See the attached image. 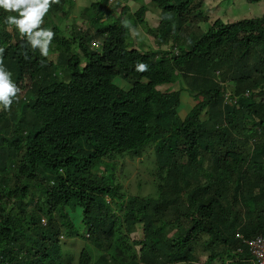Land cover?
<instances>
[{
    "label": "trees",
    "instance_id": "1",
    "mask_svg": "<svg viewBox=\"0 0 264 264\" xmlns=\"http://www.w3.org/2000/svg\"><path fill=\"white\" fill-rule=\"evenodd\" d=\"M123 1L141 0L116 1L108 13L115 20L105 26L108 0H101L79 16L90 22L86 32L65 35L61 28L74 0H50L41 17L47 24L31 33L41 42L35 46L7 22L21 18L19 11L0 7V67L19 89L7 110L0 107V264H198L202 257L221 264V255L232 264H251L237 234L264 236V15L216 20L178 55L142 52L129 43L134 24L124 18ZM195 1L151 0L162 13L160 28L152 30L158 45L179 40L174 25L180 28ZM146 12L144 5L135 11L140 23ZM46 30H53L51 39L35 35ZM98 38L101 50H90ZM52 44L60 52L56 62ZM72 49L86 60L69 58ZM253 54L258 61L250 66ZM218 71L225 83L233 80L236 94L250 90L251 98L223 108ZM117 76L131 87L117 86ZM180 79L197 103L175 118L180 92L158 88ZM258 129L263 133L256 140ZM149 150L150 177L138 174L136 183L140 189L153 182L156 195L136 196L123 211L129 191L113 161L144 158ZM68 206L82 208L84 233ZM138 224L148 240H131ZM61 235L87 247L78 257L69 255ZM160 239L166 244L159 246Z\"/></svg>",
    "mask_w": 264,
    "mask_h": 264
},
{
    "label": "rangeland",
    "instance_id": "2",
    "mask_svg": "<svg viewBox=\"0 0 264 264\" xmlns=\"http://www.w3.org/2000/svg\"><path fill=\"white\" fill-rule=\"evenodd\" d=\"M115 0H112L114 2ZM99 0H75L73 10L70 11L69 19L67 21L63 22V25H65L63 28H61L62 32L66 35L67 34V24L71 25L74 22V17L77 19L76 24L78 25V28L81 30L87 29V26L84 22H82L79 19V16L82 12H84L87 9H94L95 4L99 3ZM94 3V4H92ZM122 4H125L127 6V12L124 15V18L126 21H131V25L134 27L131 29V38L130 41L138 47L143 49L144 51H150L152 49H159L161 50L167 49L171 46V44L175 45L177 44L179 48H183V50H187L190 43H192L196 37L204 34L211 25L216 20H221L224 23H233L238 20L242 19H252V18H258L262 17L264 15V0H261L259 3L251 4L248 3L246 0H196L194 3V6L184 15L182 23L180 24V28L175 24L174 25V33L177 35L179 41L177 42L176 39L170 38L167 44L162 45L161 47L158 46L157 39L155 35L153 34V31L158 30L159 25L162 21V13L161 10L156 8V6L151 2V0H141L138 3H132L128 1L121 2ZM114 4V3H113ZM112 5V4H111ZM146 6L147 12L143 16V20L145 23H139L137 16L135 15V11L140 6ZM121 11V8L118 10ZM134 15V19L129 18V16ZM115 17V16H114ZM115 18H111L107 20V22H103L101 25L105 26L107 23H113ZM45 20L41 18V23H44ZM47 22V21H46ZM67 22V23H66ZM130 23V22H129ZM81 57L86 60L87 55L81 53ZM251 60L249 65L253 66L258 61V56L253 54L251 56ZM50 59L56 62L57 58L56 56L52 55L50 56ZM114 83L123 88V89H129L131 87V83L128 79H124L121 76H117L114 78ZM229 84H232L233 80L228 79ZM163 87H160L162 89ZM165 89V88H164ZM26 93V92H25ZM23 93V95L25 94ZM186 94V92H184ZM183 106L178 108L179 112L182 111V114L180 112V115L183 117L185 116L190 107L194 104V102L191 100V102L183 101ZM181 104V105H182ZM1 107V104H0ZM188 108V111H187ZM184 114V112H186ZM178 112L176 113L175 118H177ZM252 122L248 121L247 126H251ZM261 137V136H258ZM152 151L149 150L147 153H144V158H130V157H124V158H116L113 163H115L117 166L115 168V175L118 179V181L124 186L123 190L126 192L129 191V194L127 195V200L125 201V206L123 208V211L125 209L129 210V206L131 205L132 201L135 200L136 196L139 197H146L149 195H152L154 197L156 195V186L153 182L151 183H144L143 186L139 189L137 187L138 182L137 176L138 174H141V177L143 178H149V172L146 170V158L149 156V154ZM144 161V162H143ZM181 162H179L177 168H181ZM152 167V166H151ZM180 173H177V176H179ZM204 174L201 173L200 175ZM155 176H158V172H155ZM153 179L154 176H151ZM136 183V184H135ZM131 187V188H130ZM126 189V190H125ZM115 207V211L119 216L123 215V211H118ZM71 217L76 224L77 229L84 233L86 228L81 223V219L83 218L82 214V208L77 206H68L67 207ZM132 209V208H131ZM48 222V221H47ZM49 224V223H48ZM62 239V238H61ZM148 240L147 237L144 238L143 234V226L138 224L137 225V232L133 233L131 235V240ZM208 240V237H207ZM64 241L63 243V251L69 255H76V257L79 256L81 251L87 247V243L77 238H64L62 239ZM62 244V243H61ZM165 241L163 239H160V242L158 243L159 246L165 245ZM140 248L139 246L137 247ZM222 261L227 262L230 264V260L228 256L221 255L220 256ZM205 258H201V262H205Z\"/></svg>",
    "mask_w": 264,
    "mask_h": 264
},
{
    "label": "clouds",
    "instance_id": "3",
    "mask_svg": "<svg viewBox=\"0 0 264 264\" xmlns=\"http://www.w3.org/2000/svg\"><path fill=\"white\" fill-rule=\"evenodd\" d=\"M99 1H101V0H99ZM116 1L118 2L119 0H115L114 2H112V0H108V5L105 8L108 11H106L104 13L103 18L101 19L102 22H105V21L107 22L108 18L111 19L108 13L112 9L113 3H115ZM52 2H58V0H52ZM74 2H75V0H74ZM49 4H50V0H0V7H3L6 11H19L21 18L17 19L14 16H9V17H7V22L9 24L16 25L22 34H25V33L28 34L29 35V39L31 40V44L33 46H35L36 44H40L41 42L31 37L32 30L34 28H36L41 23V17L47 11V9L49 7ZM92 4H94V3H92ZM68 19H69V15H68L66 20H68ZM74 19L76 20L77 18L74 17ZM75 20H74V22L71 25L67 24V29L69 31L67 33L68 35H72L75 32H80V31L86 32L90 28V22L86 21L84 23L86 24L87 29H85V30L79 29ZM45 22L41 23V24H45ZM56 22H59L58 19L56 20ZM138 22L140 23L139 20H138ZM46 24H47V22H46ZM49 29H51V28H49ZM52 29H53V27H52ZM52 31L46 30V31H42V32H37L35 35L36 36H44V37H47V38L51 39L54 36V33ZM10 32L14 33V30L10 29ZM15 41H16V39H14V42ZM129 43L132 44L133 46H135L132 43V41H130V40H129ZM47 44H48V40L46 39V40H44L43 44L41 45V54L45 55V56L48 54ZM156 44L158 45V43H156ZM162 45H164V44H160L158 46L161 47ZM102 46H103V41L100 38L93 39L89 43V49L92 50V51L101 50ZM135 48L140 49V51H142V52H148V51H144L143 49L138 48L136 46H135ZM51 49H52V51L50 50V53H49L50 56L54 55V56H56V58H59L60 57V52L59 51H54L53 44L51 46ZM158 50H161V48L159 49V47H158L157 49L155 48V49H152L150 51H158ZM163 51H170L171 53H174V54L178 55L179 52H180V48H179V46L177 44H175V45L171 44V46L169 48H167V49L163 48ZM0 52H2V49H0ZM81 53H82V51L80 49H78L77 51L72 49L71 52L69 54H67V55L70 56L69 58H71L73 55H77L78 54V57L82 61H85L81 57ZM82 54H84V53H82ZM158 58H159V56H158ZM249 63H250V60H249ZM143 68H144V65H140V70L141 71H143ZM221 75H222V73L220 71H218V72L215 73V77L214 78H215V82L218 83L222 87L223 108H233V107H237L238 108L240 106V103H241L242 99L249 100L251 98V91L250 90H245L241 94H236L230 88L231 84H229V82L225 83L224 81H222ZM9 76H10V73L6 72L3 69V67H0V104L3 105L5 110H7L11 106V104L13 102L12 98L16 97V94L19 91V89L9 80ZM161 87H163V88L160 89V87H159L158 89L160 91H162V92H180V99L181 100H180L179 107L183 106V104H182L183 101L191 102V100H192L194 102V104L190 107L189 111H188V108H187L188 113H187V111L184 112V114H186V113L187 114L185 116H183V117H186L192 111L193 107L197 103L195 101L193 95H191L187 91L188 87L184 84V81L181 80V79L179 80V82L171 83V84L164 85V86H161ZM184 92H186V94H184ZM181 107H180V109H181ZM178 108H177L178 115L180 117H182L180 115V112L182 114V111L179 112ZM249 121L252 122V120H249ZM262 133H263L262 129H258L257 130L256 140L259 138L258 136H261ZM47 221H48L47 218L44 217L42 219V221H41V225L43 227H47L48 226V222ZM61 238L64 239L65 236L64 235L60 236V240L62 241ZM242 240L244 242V240L246 241L248 239H243L242 238ZM62 242L64 243V241H62ZM245 245L247 246V244H245ZM247 248H248V246H247ZM248 251H249V248H248ZM249 253H250V251H249ZM251 259H252V256H251ZM167 264H180V263H167ZM182 264H186V263H182ZM198 264H207V263H206V260H205V262H203V263L201 261H199ZM213 264H217V263H213ZM221 264H228V263L227 262L225 263V261H222ZM230 264H232L231 261H230Z\"/></svg>",
    "mask_w": 264,
    "mask_h": 264
},
{
    "label": "built area",
    "instance_id": "4",
    "mask_svg": "<svg viewBox=\"0 0 264 264\" xmlns=\"http://www.w3.org/2000/svg\"><path fill=\"white\" fill-rule=\"evenodd\" d=\"M237 237L242 239L240 234ZM244 243L247 244L252 256L251 264H264V236L260 235L244 240Z\"/></svg>",
    "mask_w": 264,
    "mask_h": 264
}]
</instances>
